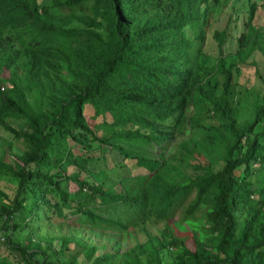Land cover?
<instances>
[{
    "label": "trees",
    "instance_id": "1",
    "mask_svg": "<svg viewBox=\"0 0 264 264\" xmlns=\"http://www.w3.org/2000/svg\"><path fill=\"white\" fill-rule=\"evenodd\" d=\"M229 1L0 0V264H264L256 1L233 53L225 30L209 65L201 50L210 10ZM243 67L260 86L240 120ZM98 161L117 175L96 181ZM65 214L76 236L38 234Z\"/></svg>",
    "mask_w": 264,
    "mask_h": 264
},
{
    "label": "rangeland",
    "instance_id": "2",
    "mask_svg": "<svg viewBox=\"0 0 264 264\" xmlns=\"http://www.w3.org/2000/svg\"><path fill=\"white\" fill-rule=\"evenodd\" d=\"M256 1V11L252 20V24L254 27H256L260 33H264V0H254ZM246 0H230L225 6L220 7L216 6L215 8H212L210 10V15L208 16V22L204 26V42L201 45V50L205 54L203 55V63L205 65H209L217 55L218 47L216 45V42L211 37V33L214 30H225L227 33V37L224 39L221 47V51L223 54H231L235 50L236 47V40L241 35V33L245 31L246 27H244V22L246 20ZM88 4L83 3L81 4L78 9L82 12L87 11ZM77 8V7H76ZM256 60H259V56H255ZM260 66H258L257 69L260 70ZM255 67H243L239 70V73L236 76V85H235V91H241V94L239 96V104L237 105L235 109V114L238 119H250L252 114L253 105L256 101L257 93L259 91V82L257 80V77L255 75ZM245 90V91H244ZM244 91V92H243ZM243 92V93H242ZM238 95H236L237 97ZM201 134V130L196 131V135ZM0 137H9L7 133L0 128ZM170 148H172L171 144L165 147V150L162 151V155L167 156V154L171 153ZM163 149V148H161ZM150 151L161 153V150L159 149H153L150 148ZM109 159L107 160V163L110 165L109 161L117 160L118 156H116L113 152H108ZM95 167H90L89 170L91 172H94L93 175L98 181L100 177L106 175L109 179H113L115 175H117V172L112 171H98L99 169H104L103 164L98 161L95 162ZM106 165L107 168H109V165ZM94 165V164H93ZM92 165V166H93ZM113 176V177H112ZM8 181V177L1 176L0 175V185L4 181ZM10 180V179H9ZM6 183V182H4ZM63 188L66 190L72 191L74 189L73 184L71 182H64ZM195 195V192L192 191L190 195L187 197V199L183 202H181L177 208L173 212V217H178L182 212V204L191 200ZM197 214V212H196ZM66 215V214H65ZM74 218V216H67L63 222H60L59 220H56L55 218L50 221L48 220H42L40 222V227L38 229V234L43 235H52V236H59L64 234H72L77 235V228L76 227H70L71 220ZM83 234V233H82ZM86 235L88 238H92L95 234H89L86 232ZM21 237H23V234H20ZM84 235H82L83 237ZM97 239L102 236L97 234ZM86 238V237H85ZM138 240H143V237L138 235ZM2 236L0 233V255H3L5 253L4 248L2 246ZM53 244L55 246L58 245L57 239L53 241ZM95 244V243H94ZM119 246L121 247V250L125 248L124 243L117 242Z\"/></svg>",
    "mask_w": 264,
    "mask_h": 264
}]
</instances>
